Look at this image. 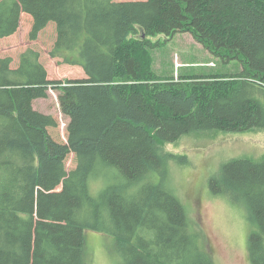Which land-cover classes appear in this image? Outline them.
I'll use <instances>...</instances> for the list:
<instances>
[{"label": "trees", "instance_id": "1", "mask_svg": "<svg viewBox=\"0 0 264 264\" xmlns=\"http://www.w3.org/2000/svg\"><path fill=\"white\" fill-rule=\"evenodd\" d=\"M24 15L29 39L51 28V57L85 76L51 80L33 49L16 68L0 60V264H91L88 232L113 237L121 264H214L171 187V163L189 159L163 145L264 129V0H0V42ZM179 34L238 73L158 78L149 50ZM50 88L66 142L34 108ZM210 190L244 202L250 261L264 264V161L224 164Z\"/></svg>", "mask_w": 264, "mask_h": 264}, {"label": "rangeland", "instance_id": "2", "mask_svg": "<svg viewBox=\"0 0 264 264\" xmlns=\"http://www.w3.org/2000/svg\"><path fill=\"white\" fill-rule=\"evenodd\" d=\"M31 18L23 16L20 28L11 37L0 42V60L11 57L13 67L28 49L40 53L41 62L48 70L51 80H68L85 76L79 67L61 64L50 51L54 44V32L50 28L37 41L29 39ZM157 39L152 42L156 43ZM154 70L164 81L217 76L224 80L238 73L239 64L224 66L209 54L190 34H179L166 46L150 49ZM233 80V79H232ZM60 90L50 88L49 97L35 101L34 108L58 120L59 128L51 129L57 139L67 141L69 119L60 106ZM163 151L187 157L189 164L171 163V187L181 200L193 228L200 231L214 264H252L248 240L253 232L244 202L232 204L224 198L213 196L210 180L216 177L224 164L236 159L264 161V129L243 133L205 132L182 137L178 142L163 145ZM74 167V156L68 161V169ZM115 240L111 236L88 232V261L91 264H121L114 252Z\"/></svg>", "mask_w": 264, "mask_h": 264}, {"label": "water", "instance_id": "3", "mask_svg": "<svg viewBox=\"0 0 264 264\" xmlns=\"http://www.w3.org/2000/svg\"><path fill=\"white\" fill-rule=\"evenodd\" d=\"M143 39H145V37H143Z\"/></svg>", "mask_w": 264, "mask_h": 264}]
</instances>
